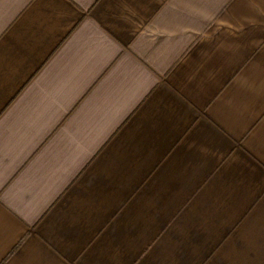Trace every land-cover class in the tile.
<instances>
[{
  "label": "crops",
  "instance_id": "crops-1",
  "mask_svg": "<svg viewBox=\"0 0 264 264\" xmlns=\"http://www.w3.org/2000/svg\"><path fill=\"white\" fill-rule=\"evenodd\" d=\"M0 264H264V0H0Z\"/></svg>",
  "mask_w": 264,
  "mask_h": 264
}]
</instances>
